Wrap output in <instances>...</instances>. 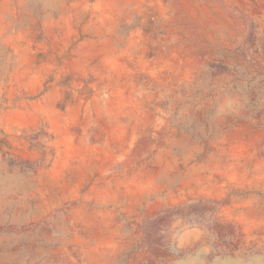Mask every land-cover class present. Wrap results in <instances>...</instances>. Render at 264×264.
Wrapping results in <instances>:
<instances>
[{
	"label": "rangeland",
	"instance_id": "obj_1",
	"mask_svg": "<svg viewBox=\"0 0 264 264\" xmlns=\"http://www.w3.org/2000/svg\"><path fill=\"white\" fill-rule=\"evenodd\" d=\"M0 264H264V0H0Z\"/></svg>",
	"mask_w": 264,
	"mask_h": 264
}]
</instances>
